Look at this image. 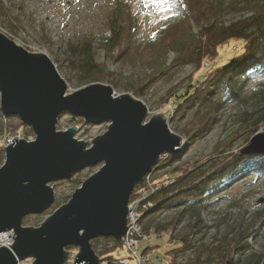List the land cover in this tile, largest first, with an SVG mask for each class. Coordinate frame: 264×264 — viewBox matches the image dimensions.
I'll use <instances>...</instances> for the list:
<instances>
[{"label":"trees","instance_id":"16d2710c","mask_svg":"<svg viewBox=\"0 0 264 264\" xmlns=\"http://www.w3.org/2000/svg\"><path fill=\"white\" fill-rule=\"evenodd\" d=\"M115 1L107 32L69 46L76 57L71 64L83 78H88L90 83L105 80L113 83L116 76L108 69V63L119 67H150L149 74L134 75L132 81L127 82L126 91L139 97L156 80L189 64L194 71H199L197 76L178 88L172 86L167 92L172 107L168 119L173 123V132L186 139L188 145L209 132L220 121L226 105L233 103L241 106L236 130L245 131L247 145L250 137L264 127V0H169L173 20L144 41L139 40L140 32L129 3ZM0 9L5 14L9 12L2 0ZM231 11L243 15L226 21L224 16ZM13 20L15 29L22 27L20 17L15 15ZM41 37L48 40L45 34ZM98 52L103 54L101 62L96 60ZM167 52H174L169 63ZM221 61L224 62L219 64ZM250 77L255 83L249 88ZM0 117L9 120L11 116L0 113ZM177 121L179 126L175 124ZM18 124L9 122L4 130L26 126L22 122ZM28 131L32 133L29 127ZM216 150L217 154L193 168L181 170L174 166L166 177L158 179L153 175L155 171L180 158V155L162 156L148 173L150 180L146 182L143 178L131 193V197H136L140 191H150L149 200L155 203L151 212L174 208V216L169 222L153 228L154 236H166L170 243L165 253L169 254L171 264H177V256L197 248L194 242V235L200 231L197 224L202 222V214L219 195L245 176L264 179V153L245 154L232 151V148ZM0 155H3L2 148ZM238 204V200H234L229 207ZM246 214L248 216L244 217ZM184 218H188L189 231L179 237L175 229ZM217 220L219 224L226 222L225 231L211 244L204 245L203 254L199 248L191 264H264V205L246 210L241 219L223 215ZM143 228L148 232L149 227ZM100 242L103 244L98 250ZM91 245L98 258L109 259L115 258L123 247L113 237L94 238ZM73 248L66 247L67 250ZM152 248L155 246L148 243L143 249L137 248L138 254L146 257L143 264L154 263L146 252ZM155 258L159 259V256Z\"/></svg>","mask_w":264,"mask_h":264},{"label":"water","instance_id":"95a60500","mask_svg":"<svg viewBox=\"0 0 264 264\" xmlns=\"http://www.w3.org/2000/svg\"><path fill=\"white\" fill-rule=\"evenodd\" d=\"M65 80L44 53L29 52L0 31V113L16 116L34 139L12 138L0 165V233L12 231L10 248L0 246V264H97L91 240L113 237L122 244L128 202L137 183L163 154H176L183 139L163 113L143 123L147 108L108 84L92 83L69 94ZM67 112L86 123L108 122L91 141L75 138L77 126L56 130ZM91 142L90 145L88 143ZM241 153H264V132L254 134ZM100 168L75 188L39 227L23 226L27 215L54 203L53 181L68 180L89 166ZM72 258V257H71Z\"/></svg>","mask_w":264,"mask_h":264},{"label":"rangeland","instance_id":"374dc122","mask_svg":"<svg viewBox=\"0 0 264 264\" xmlns=\"http://www.w3.org/2000/svg\"><path fill=\"white\" fill-rule=\"evenodd\" d=\"M4 5L9 9L5 14L0 9V31L8 38L13 40L16 44L23 47L29 52H41L46 54L55 64L60 76L65 80L67 89L66 93L69 94L84 86L90 85L88 78H83L82 74L78 71L77 67L71 64L75 60V55L70 49V45H74L87 38H95L107 32V24L109 15L115 4V0H2ZM127 1L130 5L132 15L136 19V27L140 32L139 40L144 41L154 31L162 28L173 20L172 11L169 9V0H123ZM21 18L22 27L15 29L14 16ZM242 12L231 11L227 13L224 18L226 21L231 18H238L242 16ZM45 34L48 40H43L42 35ZM174 57V52H167V63ZM96 60L101 62L103 54L98 52ZM221 61L219 64L223 63ZM108 69L114 74L113 83L107 80L102 82L108 84L113 88L115 95L129 94L134 99L143 102L147 108L146 117L143 123L149 121L154 114L163 113L168 127L172 130L170 113H172L171 102L168 100L167 92L171 90L172 86L175 88L180 87L190 78H195L199 71H194L191 65H184L176 68L171 74L156 80L153 85L141 96L135 97L132 92L126 91L128 81H132L134 75H142L143 72L149 74L151 68H143L141 66H122L119 67L115 63H108ZM263 76V74L261 75ZM255 83L254 78H249L247 87L253 86ZM113 84V85H112ZM241 111V106L238 104L228 103L221 115L220 121L205 135L195 138L190 144L186 145V139L183 138L180 144V150L176 154L180 155L179 160L174 161L170 166H166L162 170L154 172V176L158 179H163L168 175L174 166H179L181 170L193 168L195 164H199L210 156L217 154L215 150L220 147L219 144H224L217 149L219 152L223 149L232 148V151H240L246 146L244 132H239V123L236 121L238 114ZM78 119L83 120L81 117L72 116L67 112L59 114L56 130L64 131L72 126L78 127V132L75 138L84 142L91 141L94 137L102 135L108 127V122L101 123H80ZM84 121V120H83ZM13 123L19 125L20 120L16 116H11L10 119L5 120L0 117V134L3 133L4 127ZM178 124V121L175 123ZM20 126L12 131L18 130ZM24 136L33 134L28 131V127L21 128ZM238 131V134H237ZM264 132V127L257 130L256 133ZM174 133V132H173ZM255 133V134H256ZM254 135V134H253ZM252 135V136H253ZM251 136V137H252ZM250 137V138H251ZM249 143V140H248ZM91 142L88 143L90 145ZM170 155L163 154L160 156ZM159 158V159H160ZM4 161V153L0 155V165ZM159 162V161H158ZM102 163L94 166L86 167L74 173L68 180L53 181L50 186L54 190V203L47 210L40 214L27 215L22 220L23 226L39 227L41 223L49 217L53 211L65 204L75 188L79 187L82 182L90 175L95 173ZM156 166V165H155ZM148 175V174H146ZM146 175L144 177H146ZM150 180V179H149ZM134 190V189H133ZM143 192H139L136 197L129 199L128 205L135 204V199L139 201L144 200ZM142 196V197H141ZM150 197V195H149ZM148 197V200H149ZM147 200V199H146ZM238 200V206L229 207L231 201ZM144 203V201H142ZM152 206L146 205L139 210L138 205H134V217L139 222L138 228L140 229L137 248L143 249L147 243L154 245L155 248L146 249L147 254L154 260L153 264H171L169 263V254L165 253L170 248V243L166 241V236H154L153 228L160 224H166L171 217L174 216V208L163 209L156 212H151L155 207V203L150 201ZM264 205V179H255L252 176H245L237 184L233 185L227 192L219 195L217 201L211 203L210 206L202 214V222L197 224L200 231L194 235V242L196 249L189 250L176 257L177 264H191L195 253L201 248L203 254L204 245L211 244L215 237H219L226 229L225 223H218L219 218L223 215L230 216L231 219H241L242 214L246 210H251L257 206ZM137 208V209H136ZM151 212V213H150ZM137 213V215H136ZM148 213V216L146 215ZM146 216V217H145ZM246 214L244 217H247ZM229 219V218H228ZM128 220V219H127ZM188 218H184L176 227L175 234L182 236L186 234L188 229ZM191 224V223H190ZM144 226L149 227L148 232L144 231ZM137 236V237H138ZM146 240V241H145ZM14 240H12V243ZM103 242H100L98 250H101ZM110 244V243H109ZM12 245V244H11ZM94 250V249H93ZM71 251L73 255L70 259L74 258L77 248L74 247ZM95 251V250H94ZM97 254V252L95 251ZM138 253V251H137ZM119 254L128 257L130 264H134V259L130 258L126 248L121 247ZM159 256V259L155 257ZM72 257V258H71ZM130 258V259H129ZM134 258V257H133ZM26 261L33 262V258H26L18 263L25 264ZM67 261L65 264H70ZM74 263V262H73Z\"/></svg>","mask_w":264,"mask_h":264},{"label":"built area","instance_id":"2783aa9c","mask_svg":"<svg viewBox=\"0 0 264 264\" xmlns=\"http://www.w3.org/2000/svg\"><path fill=\"white\" fill-rule=\"evenodd\" d=\"M16 137V139H25L27 141H31L34 139V134H30L27 136H24V132L21 128H19L18 130H15L14 132H9V131H3L2 134H0V149L2 148L3 153H4V147L9 145L12 141V138ZM144 179L146 180V182L149 181V174L146 175V177H144ZM150 191H146L143 192L142 195L144 200V203L142 201H139V199H135V204H130L128 205V213H127V223H126V232L124 234V236L122 237V246L124 248L127 249L128 251V255L130 258L134 259V264H143V262L146 260V257L141 256L137 253V244H138V240H139V236L140 234V227L138 228V224L137 223V218L134 217V205H140V207L138 208L139 210H141L143 207H146V205L148 206H152L150 200H148ZM142 197V196H141ZM147 199V200H146ZM137 209V208H136ZM134 211V212H133ZM137 215V213H136ZM139 235V236H138ZM13 233L12 231H8V232H2L0 233V246H5L10 248L12 244V240H13ZM138 236V237H137ZM73 255V254H71ZM134 257V258H133ZM129 258V259H130ZM69 261H71L70 264H74L72 259H70ZM20 264V263H18ZM25 264H32V261L30 263H28L26 261ZM97 264H130L128 261V257L123 256L121 254H117L115 256V258L109 259V258H98V263Z\"/></svg>","mask_w":264,"mask_h":264},{"label":"bare ground","instance_id":"6f19581e","mask_svg":"<svg viewBox=\"0 0 264 264\" xmlns=\"http://www.w3.org/2000/svg\"><path fill=\"white\" fill-rule=\"evenodd\" d=\"M0 241H1V239H0Z\"/></svg>","mask_w":264,"mask_h":264}]
</instances>
